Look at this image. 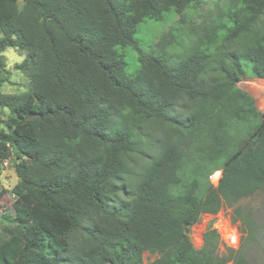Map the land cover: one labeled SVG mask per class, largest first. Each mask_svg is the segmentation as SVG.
Instances as JSON below:
<instances>
[{
    "label": "trees",
    "instance_id": "16d2710c",
    "mask_svg": "<svg viewBox=\"0 0 264 264\" xmlns=\"http://www.w3.org/2000/svg\"><path fill=\"white\" fill-rule=\"evenodd\" d=\"M172 11L141 47V23ZM10 47L29 85L0 88V158L18 176L0 264H254L256 223L240 207L238 248L220 253L212 225L201 248L190 235L203 214L264 189V112L239 84L264 79V0H0V87Z\"/></svg>",
    "mask_w": 264,
    "mask_h": 264
},
{
    "label": "rangeland",
    "instance_id": "374dc122",
    "mask_svg": "<svg viewBox=\"0 0 264 264\" xmlns=\"http://www.w3.org/2000/svg\"><path fill=\"white\" fill-rule=\"evenodd\" d=\"M22 1H20V5ZM209 2L201 4V7L194 9L199 15L195 17V23L199 24L202 20L208 22L211 14ZM175 12L172 11L167 14L164 22L146 21L141 23L137 31V37L140 40L141 47L152 48L155 43L160 39L164 32H166L170 25L173 23ZM189 40L184 34L179 44H176L169 51L178 53L183 52L184 46L187 47ZM3 55L7 65L8 81L1 86L2 92L15 93L26 90L29 85L28 78L19 71L17 64L21 63L25 58V54L19 52L14 48H7ZM125 59L128 63L127 71L133 74L139 66L138 51L129 47L124 51ZM240 86L247 90L256 100L258 107L264 112V79L259 78H244L240 81ZM7 110L5 114H0V118L4 121L7 118ZM6 126V123H0ZM222 170H217L212 174L214 184H218L221 177ZM18 182V176L15 172L13 161L0 158V189L4 190V195L0 198V230L3 226V216L6 213L13 212V187ZM240 207L244 215L250 214L251 218L255 221V239L248 244L247 256L254 264H264V189L258 190L251 196L241 199L233 206H223V208L216 214H203L200 220L191 227V239L196 248H201L204 243V232L209 225L216 228L221 236V244L219 248L220 253L226 252V248H238L242 242L243 233L241 221H235V210ZM239 208V209H240ZM226 234H232L233 238H229ZM158 254L149 251L144 252V261L150 262L154 260ZM231 264V263H229Z\"/></svg>",
    "mask_w": 264,
    "mask_h": 264
},
{
    "label": "bare ground",
    "instance_id": "6f19581e",
    "mask_svg": "<svg viewBox=\"0 0 264 264\" xmlns=\"http://www.w3.org/2000/svg\"><path fill=\"white\" fill-rule=\"evenodd\" d=\"M226 236H228L229 238H233L232 234H226Z\"/></svg>",
    "mask_w": 264,
    "mask_h": 264
},
{
    "label": "built area",
    "instance_id": "2783aa9c",
    "mask_svg": "<svg viewBox=\"0 0 264 264\" xmlns=\"http://www.w3.org/2000/svg\"><path fill=\"white\" fill-rule=\"evenodd\" d=\"M5 160H6V162L8 161V159H7V158H5ZM212 177H213V176L211 175V176H210V178L212 179Z\"/></svg>",
    "mask_w": 264,
    "mask_h": 264
},
{
    "label": "water",
    "instance_id": "95a60500",
    "mask_svg": "<svg viewBox=\"0 0 264 264\" xmlns=\"http://www.w3.org/2000/svg\"><path fill=\"white\" fill-rule=\"evenodd\" d=\"M33 116H30L29 118H32Z\"/></svg>",
    "mask_w": 264,
    "mask_h": 264
}]
</instances>
